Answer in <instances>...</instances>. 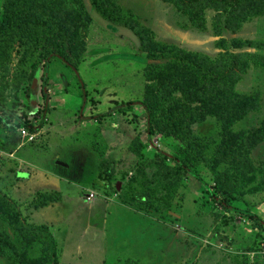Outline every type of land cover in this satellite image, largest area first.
I'll return each mask as SVG.
<instances>
[{
	"label": "rangeland",
	"instance_id": "obj_1",
	"mask_svg": "<svg viewBox=\"0 0 264 264\" xmlns=\"http://www.w3.org/2000/svg\"><path fill=\"white\" fill-rule=\"evenodd\" d=\"M108 2L129 23L102 18L84 0L89 19L76 22L84 51L75 72L39 59L36 75L30 71L20 80L13 77L15 50L0 57V104L15 115L0 110V191L35 233L32 244L21 243L12 219H0V230L16 246L14 256L0 254V264H264V133L247 154L255 169L241 155L244 137L264 119V47L232 48L258 54L234 85L237 94L255 96V107L228 133L214 115L191 124L207 140L190 156L192 171L182 174L173 158L185 151L178 140L156 129L146 132L147 55L137 35L144 27L155 40L217 58L220 37L264 41V13L230 29L217 26L223 15L207 8L205 27L197 28L169 1ZM254 4L264 7V0ZM28 85L35 102L26 96ZM42 175L67 180L57 223L50 218L58 215L48 212L61 202V192L41 183ZM143 175L147 181L138 186L135 179ZM106 213L105 227H111L104 235L98 226ZM86 216L96 223L85 231ZM81 225L84 241L75 242L70 230ZM100 239H106L104 247ZM67 241L68 261L61 256Z\"/></svg>",
	"mask_w": 264,
	"mask_h": 264
},
{
	"label": "trees",
	"instance_id": "obj_2",
	"mask_svg": "<svg viewBox=\"0 0 264 264\" xmlns=\"http://www.w3.org/2000/svg\"><path fill=\"white\" fill-rule=\"evenodd\" d=\"M165 1L173 3L187 16L189 24L197 28L205 27L207 8H215L223 15L218 18L217 26L220 22L222 27L230 29H236L244 21L264 13L262 5L254 4L257 0ZM91 4L102 18L128 25L129 20L125 19L123 13L113 11L108 0H91ZM81 19H89L84 0H0V39L6 37L5 47L0 49V57L5 54V59L9 58L11 51L15 50L18 61L13 77L20 80L25 79L30 71L33 75L37 73L35 63L39 59L44 65L53 60L60 61L75 72L76 63L81 60L84 51L76 32V22ZM221 26L217 29L218 33ZM141 29L143 32L137 31V35L147 55L143 70L146 82L142 96L146 132L151 134L156 129L178 140L185 151L173 158L178 172L183 174L192 171L190 156H196L199 153L196 148L207 140L194 134L191 124L203 120L207 115H214L228 133L236 119L254 109L255 96L237 94L234 85L240 72L256 61L258 54L238 53L232 48L264 47V41L220 37L218 44L222 50L217 58H210L201 52L155 40L146 32L147 28ZM30 90L31 86L28 85L26 96L30 102H35ZM0 110L11 114L13 118L15 116L2 104ZM16 118L18 123L22 122L29 130L34 129L30 121ZM263 133L264 119L243 139L241 155L244 156L247 168L255 169L248 162L247 154L262 139ZM201 157L209 161L206 156ZM141 177L135 179L138 186L147 181L145 175ZM175 179L172 178L173 181ZM135 197L142 200L144 194L136 192ZM8 217L14 222L16 236L21 243L32 244L35 238L33 227L24 223L19 211L0 191V219ZM15 249L9 234L4 229L0 230V254L14 256Z\"/></svg>",
	"mask_w": 264,
	"mask_h": 264
},
{
	"label": "crops",
	"instance_id": "obj_3",
	"mask_svg": "<svg viewBox=\"0 0 264 264\" xmlns=\"http://www.w3.org/2000/svg\"><path fill=\"white\" fill-rule=\"evenodd\" d=\"M49 177H51V175L49 176ZM49 177H47V176H40V177H38L39 178V180L41 181V183L42 182H46V183H48L50 186H52V187H55V188H57L61 193H60V198L62 199L61 200V202L59 203V204H56L55 206H54V208H52L51 209V211L50 212H48V214H50V215H58V217H57V219L56 218H50V215H49V218H50V221H54V223H57L59 220H61L62 218H61V213L59 212V209H60V207H61V205H62V203H64V192H63V190H62V188L63 187H65L66 185V183L65 182H67V180H65L64 178H56V177H54L53 176V178H49ZM45 179H48V181L47 180H45ZM109 206H110V208H114L116 211H120L121 213H123V212H125V208H120V205L121 204H119L118 206H116V205H114L115 207H112L110 204H108ZM108 205H106V207L108 206ZM104 213H105V211H104ZM75 214V213H74ZM108 214L106 213L104 216H102V223L101 224H103L101 227H99L98 226V228L100 229V230H102L103 232H104V235H105V232L107 231V230H109V228L111 227H105L106 225V223H108V221H107V218L105 217V216H107ZM96 217H93L92 218V216H86V220H85V222H84V224H83V227H84V230L86 231V230H88V226L90 225H94L96 222V219H95ZM64 221V220H63ZM111 225L113 224L112 222L110 223ZM83 230V228H82V225H81V227H79V228H77V227H75L74 228V230H70V232H73L75 235H77V238H76V240H75V242H77V241H84V239L81 237V231L80 230ZM55 231V230H54ZM53 231V232H54ZM56 241V240H55ZM100 241H101V244H99V246L100 247H104V245H105V242H106V239L104 240V239H100ZM68 243H66V248H64V250H63V252L61 253V256L62 257H66V255L67 254H69V252L71 251V250H69V248H70V241H67ZM92 243H93V245H95V243H94V241L93 240H91V242H90V245H92ZM73 255H74V253H73ZM66 259V258H65ZM67 260V259H66ZM68 261V260H67ZM70 263H71V261H69ZM75 262H72L71 264H74ZM77 263V262H76Z\"/></svg>",
	"mask_w": 264,
	"mask_h": 264
},
{
	"label": "built area",
	"instance_id": "obj_4",
	"mask_svg": "<svg viewBox=\"0 0 264 264\" xmlns=\"http://www.w3.org/2000/svg\"><path fill=\"white\" fill-rule=\"evenodd\" d=\"M22 131L23 132H25V130L24 129H22ZM88 196V198L90 199V198H92L93 197V193H90V196L89 195H87Z\"/></svg>",
	"mask_w": 264,
	"mask_h": 264
},
{
	"label": "water",
	"instance_id": "obj_5",
	"mask_svg": "<svg viewBox=\"0 0 264 264\" xmlns=\"http://www.w3.org/2000/svg\"><path fill=\"white\" fill-rule=\"evenodd\" d=\"M35 78H36V77H35ZM34 81H35V79H34ZM58 162H59V161H58ZM59 164H61V165H62V164H63V162H59ZM117 186H119V185H117Z\"/></svg>",
	"mask_w": 264,
	"mask_h": 264
}]
</instances>
